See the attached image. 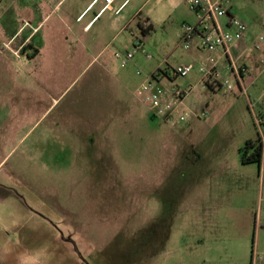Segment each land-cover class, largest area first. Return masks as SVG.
<instances>
[{
	"label": "rangeland",
	"instance_id": "374dc122",
	"mask_svg": "<svg viewBox=\"0 0 264 264\" xmlns=\"http://www.w3.org/2000/svg\"><path fill=\"white\" fill-rule=\"evenodd\" d=\"M14 1L0 0V30L18 17L21 25L22 16L2 11ZM19 1L40 19L50 13ZM72 1L44 22L42 32L56 25L58 42L70 37L61 18ZM232 5L247 24L234 46L250 67L246 94L213 89L196 70L163 79L165 90H187L170 120L154 117L137 90L158 69L200 65L180 47L183 0H148L141 17L159 23L147 39L135 17L129 23L124 35L142 50L124 68L116 59L109 66L123 84L104 82L96 66L13 69L25 80L0 97V230L10 264H250L252 243L264 253L258 164L241 163L256 137L246 96L256 113L264 99V0Z\"/></svg>",
	"mask_w": 264,
	"mask_h": 264
},
{
	"label": "crops",
	"instance_id": "0c3cea01",
	"mask_svg": "<svg viewBox=\"0 0 264 264\" xmlns=\"http://www.w3.org/2000/svg\"><path fill=\"white\" fill-rule=\"evenodd\" d=\"M67 1L69 0H58V3L54 5L56 0H38L39 7L43 4L44 7L48 6L50 9V13H48L44 19H40L39 14L32 11L30 3L28 5L19 0H15L11 4L9 3L4 9H2L4 12H8L10 9L13 10L14 16H22V21L21 25L20 23L17 24L18 20H20V17H18L16 18L17 21L15 28L8 27L0 30V97L8 94L6 88L10 82L14 81V84H18L25 80L24 76H11V73L14 72V70L18 73L20 68L31 64H34L39 68L40 72L38 73L42 72L41 67L48 70L57 67L59 64L69 65V67L76 66L85 68L96 66L98 67V74L103 77L102 80L104 82L108 79L123 84V81L120 78H117L110 72L109 66L113 60L116 59L114 53L123 52L132 48L133 40L128 38L127 35H124V31L128 28V25L133 18L136 17L137 14H141V11L144 10L145 4L148 0H146L145 3H142L139 0H131L118 15L114 14V10L119 6V1L115 2L112 7L113 10L111 9L100 13L102 8L101 2L95 4L89 9L93 0H73L61 18L64 22V26L70 33V37H65L62 42H58L56 36L53 35L55 32V24H52L46 32H42V29L46 25L44 22L52 12L56 11L58 6L63 5ZM132 3H134V7L129 12H126L127 8ZM183 3L185 6L181 14H179V17L176 19L177 23H179L177 27L178 36H180V27L183 23H195L194 14L190 10L187 0H183ZM81 16L82 18L79 19ZM169 17L170 16H168V18ZM141 18L147 20L151 30H153L154 26L159 23V20L150 14ZM26 22L37 31L33 32L30 27L23 28V25ZM34 24H36L35 27L33 26ZM27 29L29 31H27ZM39 33L42 34L37 43H34L32 40ZM147 38H149V35H146V39ZM10 41H12V46L14 48H18L22 44L25 45L20 58H16L10 52L2 50L3 44ZM234 48L235 47L232 48V52L235 54L234 57H232L233 61H235L236 64H244L247 66L246 61H238L239 59L236 60L237 56ZM187 52L192 57V60L197 62L198 65H201L202 63L205 64V66L215 64L222 72L228 65L227 62L225 65L222 62L223 57L221 50L207 53L193 49ZM247 67L248 70H250V67ZM44 77L45 79L51 80L53 78L56 79L57 76ZM53 101L56 102V99H53ZM53 104L54 103H52L51 106H53ZM258 168L260 191L263 192L264 155ZM262 231H259L257 235V247H259ZM1 232L2 231L0 230V264H10L11 253L9 241ZM258 264H264V262H259Z\"/></svg>",
	"mask_w": 264,
	"mask_h": 264
},
{
	"label": "built area",
	"instance_id": "2783aa9c",
	"mask_svg": "<svg viewBox=\"0 0 264 264\" xmlns=\"http://www.w3.org/2000/svg\"><path fill=\"white\" fill-rule=\"evenodd\" d=\"M116 1L119 6L114 10V14L118 15L128 5L131 0H93L89 9L97 3H102L100 13L111 10ZM233 0H187V4L194 14L195 23H183L180 27L179 43L184 51L196 49L200 52L213 53L221 50L222 57L227 60L226 76L222 75V71L217 65L196 67L194 63L179 65L175 68H167L168 77L149 78L137 90L138 97L144 102L154 117H160L165 120L173 119L174 109L177 104L181 103L187 90H180L173 87L171 90H165L159 85L163 79L172 82L173 78H185L193 71L201 76L213 89H226L229 92L237 87L240 92H244V79L249 76L248 67L244 64H236L233 61L232 48L242 39L247 31V24L240 20L232 13ZM113 10V9H112ZM82 16L79 18L81 19ZM142 28L148 29L147 20L141 18V14L135 17ZM30 27L33 32L37 30L32 28L27 22L23 28ZM263 37L259 38V42L263 41ZM24 44L18 48L12 46V41L4 43L3 51L10 52L14 57L20 58L23 52ZM258 48V45L256 46ZM142 50L140 41L135 40L130 50L114 53V57L120 62L122 68L132 63L134 54ZM145 57L150 59L151 56L145 53ZM222 72V73H221ZM140 75V72H137ZM246 94V93H245ZM247 109L254 120V128L256 136L261 144L262 157L264 155V99H261V112L256 113L254 103L246 96ZM179 121H184V116L179 115ZM263 171V170H262ZM264 262V253L260 254L256 249L252 250V264Z\"/></svg>",
	"mask_w": 264,
	"mask_h": 264
},
{
	"label": "trees",
	"instance_id": "16d2710c",
	"mask_svg": "<svg viewBox=\"0 0 264 264\" xmlns=\"http://www.w3.org/2000/svg\"><path fill=\"white\" fill-rule=\"evenodd\" d=\"M139 27L142 31V34L144 36L149 35V32L151 31V28H149L148 30H144L141 25L139 24ZM25 48V47H24ZM23 48V51H24ZM167 69L165 70H157L156 72H154L152 74L153 78H158V77H168L167 76ZM261 159H262V148H261V144L259 143V140L257 138V136L255 137V139L253 140H248L245 142V146L243 148V150L241 151V163L243 165H248V164H258L260 165L261 163ZM253 243H252V249H251V262L250 264H252V250H253Z\"/></svg>",
	"mask_w": 264,
	"mask_h": 264
}]
</instances>
